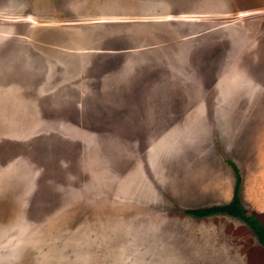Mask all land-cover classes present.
I'll list each match as a JSON object with an SVG mask.
<instances>
[{
	"label": "rangeland",
	"instance_id": "rangeland-1",
	"mask_svg": "<svg viewBox=\"0 0 264 264\" xmlns=\"http://www.w3.org/2000/svg\"><path fill=\"white\" fill-rule=\"evenodd\" d=\"M226 159L264 188V0H0V264H264L181 212Z\"/></svg>",
	"mask_w": 264,
	"mask_h": 264
},
{
	"label": "trees",
	"instance_id": "trees-1",
	"mask_svg": "<svg viewBox=\"0 0 264 264\" xmlns=\"http://www.w3.org/2000/svg\"><path fill=\"white\" fill-rule=\"evenodd\" d=\"M227 164L231 167L235 174V187L232 200L226 204H215L207 207L181 209V212L194 218H205L217 214H224L236 218L252 232L257 243L264 248V226L256 218V216L248 213L247 210L241 205L237 193L240 183L238 169L231 161H227Z\"/></svg>",
	"mask_w": 264,
	"mask_h": 264
},
{
	"label": "crops",
	"instance_id": "crops-1",
	"mask_svg": "<svg viewBox=\"0 0 264 264\" xmlns=\"http://www.w3.org/2000/svg\"><path fill=\"white\" fill-rule=\"evenodd\" d=\"M227 161H231L233 162L237 169H238V172H239V176H240V183H239V186H238V197H239V200L241 202V205L247 210L248 208L246 206H244L245 202L244 200L246 201H250V203H256L255 201L261 203L264 205V188H261L257 183V184H252V185H247L246 182L243 180V172H242V168L240 167V162L239 160H229V159H226L225 160V164L227 165V169L229 171H231L232 173V183H229L227 182V186L225 188L224 191H221V200L216 202V203H213V204H210V205H215V204H226V203H229L232 198H233V195H234V187H235V174L233 172V170L231 169V167L227 164ZM239 165V166H238ZM227 170V171H228ZM264 185V184H263ZM213 186H215V184L213 183ZM257 186V187H255ZM224 187V185H223ZM210 205H207V206H210ZM207 206H203V207H207ZM198 208V207H197ZM252 211V210H251ZM248 213H250L248 210H247ZM252 214V213H250ZM221 215H224V214H217V215H212V216H208V217H205V218H196V219H209V218H213V217H217V216H221ZM254 215V214H253ZM228 216V215H226ZM255 216V215H254ZM224 217V216H223ZM230 217V216H229ZM233 218V217H231ZM258 219V217H256ZM236 219V218H235ZM259 220V219H258ZM260 221V220H259ZM262 223V222H261ZM263 225V224H262ZM250 231V230H249ZM251 232V231H250ZM252 233V232H251ZM253 235V234H252ZM230 259V258H229ZM230 261V260H229Z\"/></svg>",
	"mask_w": 264,
	"mask_h": 264
}]
</instances>
